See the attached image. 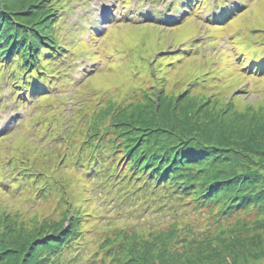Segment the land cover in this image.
<instances>
[{
	"label": "rangeland",
	"instance_id": "1",
	"mask_svg": "<svg viewBox=\"0 0 264 264\" xmlns=\"http://www.w3.org/2000/svg\"><path fill=\"white\" fill-rule=\"evenodd\" d=\"M87 1L83 8L79 0H68L71 9L60 13L64 26L52 29L53 41L71 46L64 71L41 74L34 63L33 88L21 99L14 94L20 88L12 92L0 70L3 253L12 261L21 246L72 226L82 234L85 252L101 257V264H264V201L229 215L217 202L196 209L195 193L186 195L183 206L173 198L155 210L136 202L115 206L103 201L109 195L94 188L83 174L86 165L78 163L94 142L113 133L124 144L126 136L140 134L151 142L156 134L160 141L178 140L180 130L151 116L172 122L196 113L191 125L194 118L219 127L235 118V126L263 124L264 74L241 70L232 45L264 40V0H227L226 7L237 10L231 7L240 3L242 9L221 22L211 18L220 13L215 3L184 16L164 7L169 0ZM45 4L54 8L56 2ZM151 8L167 13L152 19ZM168 19H175L173 25ZM234 153L239 157L231 159ZM226 154L219 169L231 168L228 158L232 168L244 159L246 166L264 167L262 155L236 149ZM18 175L27 179L9 186Z\"/></svg>",
	"mask_w": 264,
	"mask_h": 264
},
{
	"label": "trees",
	"instance_id": "2",
	"mask_svg": "<svg viewBox=\"0 0 264 264\" xmlns=\"http://www.w3.org/2000/svg\"><path fill=\"white\" fill-rule=\"evenodd\" d=\"M79 1L83 8L89 7L87 0ZM55 2L53 8L49 6L50 4H45V0H0V70L12 92L13 88L15 90L20 88L14 93L17 98H26L33 88L32 84L37 76L33 68L37 66L34 63L38 62L39 68L43 70L41 74H53L57 67L64 71L71 64L65 55V51H69L71 46L55 42L54 34H51L53 27L55 33L64 26L62 25L64 18L60 17V13L64 10L69 11L72 5L68 0ZM209 3H215L219 9L220 13L211 17L217 22H221L231 12L236 13L242 9L240 3L231 7H237V10L226 7L227 0H169L164 7L186 12L185 16L195 12V8L200 9V6ZM162 10L167 13L165 9ZM164 13L161 16H164ZM161 16L154 10L149 15L150 18L159 20H162ZM85 19L83 20L86 21L88 18ZM174 20L164 22L173 25ZM89 28L91 27L88 25L83 26V29ZM247 41L243 46L232 45L240 69H245L249 74L262 75L264 40L256 44L252 40ZM238 55H242L243 58L239 60ZM61 63L64 65L61 66ZM60 70L57 68V72ZM46 83V80H42L40 85L43 89ZM196 115L188 113L181 119H173L172 122L165 120L166 117L151 116V120L156 119L165 127L168 125L180 130L175 136L178 140L174 142L160 141L157 134L154 135L155 142H151L140 134L129 139L126 136L124 141L127 143L124 144L115 141L117 134H109L105 139L94 142L90 147L91 152L84 156L85 159L82 157L79 160L80 165H86L83 174L91 180L94 188L103 187L102 192L109 195L105 196L103 201L113 200L112 205L115 206L123 201L133 207L136 202V206H142L143 210L149 208L155 210L172 201V198L183 206L182 201L189 193H195L194 200L198 205L195 206L196 209L217 202L219 211L228 215L246 205H260L264 201V167L246 166L244 159L240 162V167L232 168L234 163L230 158L224 162L227 161L226 164L231 168L219 169L218 165L222 163L220 167H225L223 157H228L226 154L228 149H236V152L243 155L264 156V123L255 128L252 124L241 127V124L237 123L236 125L240 126H235L231 123L240 121L235 118L231 123L227 124L225 121L223 126L219 127L213 125L212 120H209L208 124H201L194 118L192 124L196 125L193 126L190 117ZM218 120L222 122L221 117ZM225 130L229 131L228 136L224 135ZM238 157L237 153H234L231 159ZM19 168L17 171L24 170ZM199 173H203L202 178L198 176ZM26 179V176L18 175L9 186L23 184ZM79 217L82 218L81 215ZM45 238L47 240L29 243L27 247L21 246L22 251L12 255L11 262L3 253L6 248H0V260L9 261V264L102 263L101 257L97 259L94 252L92 254L85 252L82 234L72 226L71 230L52 232L51 236Z\"/></svg>",
	"mask_w": 264,
	"mask_h": 264
},
{
	"label": "snow or ice",
	"instance_id": "3",
	"mask_svg": "<svg viewBox=\"0 0 264 264\" xmlns=\"http://www.w3.org/2000/svg\"><path fill=\"white\" fill-rule=\"evenodd\" d=\"M191 7V5H189ZM4 129L2 127H0V132H2Z\"/></svg>",
	"mask_w": 264,
	"mask_h": 264
}]
</instances>
